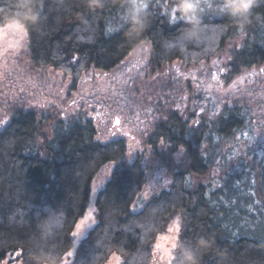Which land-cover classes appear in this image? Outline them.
<instances>
[{
  "label": "trees",
  "instance_id": "1",
  "mask_svg": "<svg viewBox=\"0 0 264 264\" xmlns=\"http://www.w3.org/2000/svg\"><path fill=\"white\" fill-rule=\"evenodd\" d=\"M201 1L0 0V27L23 24L32 68L76 80L114 69L143 42L152 44L153 70L222 51L228 81L264 67V0L248 10L234 7L243 0ZM252 99L200 122L168 111L147 144L167 145L161 163L172 184L138 213L131 208L151 168L142 156L127 160L125 139L97 141L84 114L15 109L0 131V264L21 248L26 264H57L72 251L92 182L110 162L117 165L98 195L97 224L70 264H107L113 254L123 264H151L154 242L177 214L182 234L172 264H264V101ZM179 149L183 166L172 158Z\"/></svg>",
  "mask_w": 264,
  "mask_h": 264
},
{
  "label": "rangeland",
  "instance_id": "2",
  "mask_svg": "<svg viewBox=\"0 0 264 264\" xmlns=\"http://www.w3.org/2000/svg\"><path fill=\"white\" fill-rule=\"evenodd\" d=\"M201 2L206 3L207 0ZM241 5H244L243 10L250 6H245L246 0ZM205 7L213 10L216 6ZM225 7L229 8L228 5ZM152 53V44L143 42L114 69H92L76 80L50 67L33 69L28 58L25 26L18 21L1 26L0 131L9 124L17 108L55 110L62 117L84 114L95 124L97 141L108 143L114 139H125L127 160L133 162L142 156L145 165L150 166L144 189L131 208L133 213L140 212L151 198L172 184V176L162 164L165 163V155L168 157V152H164L167 145L161 144L153 149L147 144L154 127L168 111H179L186 119L200 122L203 117L213 120L225 107H231L246 97L251 98L254 105L256 100L253 97L258 96L264 101V72L261 71L264 67L246 70L228 81L229 51L218 52L212 58L191 64L177 61L157 70L150 65ZM184 154V150L179 149L172 156L176 166L184 165ZM116 165L114 162L104 165L92 182L84 215L91 211L92 219L86 221L80 235L74 237L73 255L65 256L68 264L97 224V198L111 179ZM178 218L179 224L176 222ZM181 234L182 217L177 214L154 242L151 264H172ZM64 258L57 264H64ZM107 264H123V259L113 254Z\"/></svg>",
  "mask_w": 264,
  "mask_h": 264
},
{
  "label": "snow or ice",
  "instance_id": "3",
  "mask_svg": "<svg viewBox=\"0 0 264 264\" xmlns=\"http://www.w3.org/2000/svg\"><path fill=\"white\" fill-rule=\"evenodd\" d=\"M256 2V0H246V5L245 6H249V5H254V3ZM184 7H188L187 4L184 5ZM208 7H211V5L209 4ZM177 17L174 15L173 19H176ZM121 23L123 24V26L127 27V22L126 20H124L123 18L121 19ZM243 30V29H241ZM262 72H264V69H261ZM215 78V77H213ZM117 124L120 123L119 120L116 121ZM92 219V215H91V211L88 213V215L84 216L83 219H81L79 222H77L75 224V229L76 231H73L71 234L73 237H77L80 235V231L81 229H83L86 221L91 220ZM95 222V221H93ZM179 224V218L176 221ZM73 255L72 251H67L66 252V257H71ZM24 250L21 248V250L16 251L14 254H9V257L6 261H4V264H13V262H15V264H26V261L24 259ZM64 258V264H68V260L67 258Z\"/></svg>",
  "mask_w": 264,
  "mask_h": 264
},
{
  "label": "clouds",
  "instance_id": "4",
  "mask_svg": "<svg viewBox=\"0 0 264 264\" xmlns=\"http://www.w3.org/2000/svg\"><path fill=\"white\" fill-rule=\"evenodd\" d=\"M244 5H240V4H237V5H234V7H243Z\"/></svg>",
  "mask_w": 264,
  "mask_h": 264
}]
</instances>
